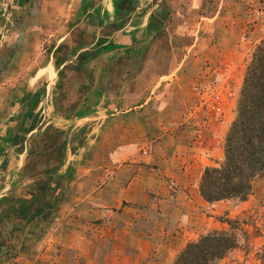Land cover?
<instances>
[{"label": "rangeland", "instance_id": "obj_1", "mask_svg": "<svg viewBox=\"0 0 264 264\" xmlns=\"http://www.w3.org/2000/svg\"><path fill=\"white\" fill-rule=\"evenodd\" d=\"M139 2L157 15L154 33L140 25L128 49L85 74L69 63L67 82L43 104L21 169L0 189V264H171L187 242L222 229L238 246L219 264H261L264 174L245 199L212 204L198 183L223 159L246 65L264 38V0ZM27 8L61 17L65 3ZM37 14L0 60V117L8 91L33 94L50 46L69 40L60 19L35 32ZM137 206L160 220H133Z\"/></svg>", "mask_w": 264, "mask_h": 264}, {"label": "crops", "instance_id": "obj_2", "mask_svg": "<svg viewBox=\"0 0 264 264\" xmlns=\"http://www.w3.org/2000/svg\"><path fill=\"white\" fill-rule=\"evenodd\" d=\"M54 1L58 3L60 0ZM61 1H63V4L65 3V12H63L61 17L51 15L45 16L43 19L41 13H39L40 11H30L27 7L31 4L36 7V4L53 2V0H0V60L14 50L13 46L18 45H16V41L21 34L20 27L26 21L24 18L32 14L35 16L37 12L38 23L35 26V32L39 31L40 28H44L47 19H60L65 27L63 36L64 38H69L66 42L61 43V39L50 46L45 65L43 67L39 65L40 73L33 78L35 82H39L41 85V87L37 86L38 90H36L37 88L33 89V94L27 93L28 91L24 89L17 90L16 93L12 92L11 94L8 91V101H6L4 115L0 117L1 190L6 189L14 182L27 156L29 137L38 129L36 126L28 134L20 133L17 129L19 119L22 120L25 113L27 117L37 114L39 118L44 114L43 104L47 102L49 97L52 98L57 86H60L63 82L65 85L67 82L66 79L62 81L61 74L63 73L69 77V63L74 64L73 68L77 71L76 73L85 74V68L88 67V71H91L93 63L98 59H104V55L111 56L116 51L128 49V44H131L135 37L138 36V33L142 32L141 30L136 31L140 28V25L144 26L146 30L148 24L151 26L152 30L149 32L147 30L146 32L150 36L153 33L154 21L157 19L155 13L150 15V12L148 13L146 9H141L139 0H128L132 6L129 10L122 7L126 0ZM120 7L124 10L122 14L116 11V8ZM141 19L143 20L142 23L138 22ZM24 32L22 34L26 35ZM54 34L57 35L58 31L56 30ZM3 40L4 42L9 40V42L4 45ZM21 51L22 53L24 52L23 47ZM11 59V62L14 61L13 57ZM1 77L5 76L2 75ZM0 83L2 82L0 81ZM31 100L35 102L32 110L27 103V101ZM21 101L22 105H20ZM80 115L84 117L83 113ZM84 172H86V169L78 166L75 176L79 178ZM137 211L138 213L134 214L136 217L133 220L137 219L141 224L154 226L160 220L155 215H147L146 208L137 206L132 210V212ZM148 211L150 212L151 210L149 209Z\"/></svg>", "mask_w": 264, "mask_h": 264}, {"label": "trees", "instance_id": "obj_3", "mask_svg": "<svg viewBox=\"0 0 264 264\" xmlns=\"http://www.w3.org/2000/svg\"><path fill=\"white\" fill-rule=\"evenodd\" d=\"M122 7L129 10L132 6L126 0ZM116 11L119 14L124 12L121 7ZM155 26L156 19L153 33ZM147 29L148 32L152 30L149 24ZM27 103L32 110L35 102ZM23 115L17 129L28 134L37 126L38 117L37 114ZM224 136L222 161L205 167L198 183L200 197L209 204L245 199L251 193L254 179L264 174V38L250 54L238 94L235 118ZM39 213L40 209L36 214ZM261 218L264 227V210ZM237 246V235L231 229L212 230L187 242L171 264H219ZM261 264H264V253Z\"/></svg>", "mask_w": 264, "mask_h": 264}]
</instances>
